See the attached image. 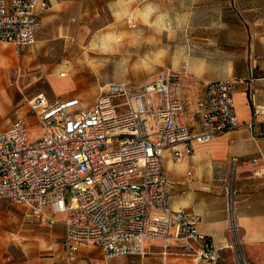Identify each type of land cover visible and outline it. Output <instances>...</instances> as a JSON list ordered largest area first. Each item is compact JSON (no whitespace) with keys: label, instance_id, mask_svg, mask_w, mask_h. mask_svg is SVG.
Here are the masks:
<instances>
[{"label":"built area","instance_id":"1","mask_svg":"<svg viewBox=\"0 0 264 264\" xmlns=\"http://www.w3.org/2000/svg\"><path fill=\"white\" fill-rule=\"evenodd\" d=\"M48 7L45 0H0V41L17 47L35 44L40 15ZM183 85V73L172 70L139 84L111 83L90 108L78 98L49 102L37 94L29 106L42 126L39 139L29 138L21 120L0 130V201L26 205L38 219L47 207L64 214L71 253L87 243L110 258L157 252L164 259L217 264L222 248L200 230V215L172 208L164 160L171 148L182 147L173 152L180 161L194 152L195 143L242 126L234 103L236 82L208 83L198 103V132L191 131L185 117ZM260 160H252L256 176L264 175V157ZM239 164L240 158L232 157V177L225 187V248L235 264H252L239 223Z\"/></svg>","mask_w":264,"mask_h":264},{"label":"crops","instance_id":"2","mask_svg":"<svg viewBox=\"0 0 264 264\" xmlns=\"http://www.w3.org/2000/svg\"><path fill=\"white\" fill-rule=\"evenodd\" d=\"M45 1L48 2L49 7L46 12L40 15L41 27L37 30L35 44L17 47L3 42L13 46L16 57L4 52L0 53V82L18 76V72H22L23 69L29 67L25 61L30 58L32 48L36 47L40 50L43 47L44 49L48 48L54 38H64L67 41L70 39L73 41L76 39L82 40L86 36L85 29L92 25V23L87 24V21L91 19L88 17L89 13H93L95 16V13H98L105 5H108L109 8L118 9L119 7L121 8L120 4H126L127 2L126 0ZM128 1V9L135 11L137 0ZM208 6L212 9H217V7L224 5L213 0L212 2L209 1ZM230 6L233 7V4L231 3ZM241 8L252 19L253 24L258 27L256 37L250 42L246 51L243 52L242 59L239 61L235 59L229 63L226 71L220 74H217L212 63L204 62L198 72L200 81H202L201 85H192L187 88L186 84L189 79H184L183 77L182 93L187 123L192 132H198L202 130V115L199 112L198 103L205 96L208 83L225 78L234 79L236 82L234 103L236 104L237 116L242 126L231 132L221 134L210 142L195 143L194 152L180 161L173 158V152L182 147L171 148L167 151L164 160L165 176L169 187L168 195L170 196L172 208L180 211L196 212L200 215V230L212 239L216 247L222 248V258L217 264H235L232 251L225 248L226 228L228 226L225 187L232 177L231 159L234 156L240 158V164L236 172L235 188L237 191L239 223L242 228L244 250L252 264H264V175H254L255 167L252 165L253 159H261L260 161L263 162L264 157V29L259 30V27H264V0H241ZM95 20V17H93L92 21ZM101 29L102 27L96 28V31ZM93 35H97L96 32ZM201 39L207 38H200V44ZM203 47L207 46L204 44ZM198 51L203 57L214 58L218 55L214 49L207 50V48H202V50ZM89 53L87 55L91 56ZM41 54H44L43 51H41ZM99 58H102V56ZM76 65H78L76 61L72 64L68 59L57 64H51L49 66L50 87H44V92L34 93L35 95L27 100L28 107L25 114L16 116L14 121H9L4 116H0V129L8 130L15 121L21 120L26 126L29 138L37 140L43 134L42 126H40L36 115L29 106L30 99L37 96V94H45L49 102L78 98L83 105L90 108L94 105L98 96L101 95L106 85L111 83H133L146 77V75H142L139 78L108 79L106 82L99 84L95 98L91 99L92 103L87 104L84 98H89L91 95L75 78L74 67ZM164 70L181 72L173 67H163L144 81ZM53 79L58 81L55 80V82ZM59 79L70 80L67 87H64L59 82ZM72 87L73 90H70ZM53 88H56V92ZM198 92L201 97L193 103L195 113L192 114L188 109L185 95L188 94L194 100ZM257 109H259V113H256ZM191 115L194 117H191ZM250 122L254 123L250 126ZM33 126L36 127L35 129H39L40 132L34 138L30 136V129ZM20 205L24 206L30 213V209L26 205ZM39 219L50 227L63 220L65 225L63 236V249L66 253L65 264H121V262H125L124 259L131 257L115 256L112 257V260L105 261L93 255L96 249H102L87 243H80L78 250L75 253H71L70 247L65 240V215L55 213L52 208L47 207L44 209L43 218ZM153 256L148 255L147 260L144 259L147 256L136 255L132 256V258H142V264H213L207 259L195 260L190 257L180 256H169L164 259L161 255L157 258ZM117 258L123 261L120 262Z\"/></svg>","mask_w":264,"mask_h":264},{"label":"rangeland","instance_id":"3","mask_svg":"<svg viewBox=\"0 0 264 264\" xmlns=\"http://www.w3.org/2000/svg\"><path fill=\"white\" fill-rule=\"evenodd\" d=\"M126 1L118 9L105 5L95 16L89 13L91 19L87 24L92 25L85 29L86 36L82 40L54 38L48 48H32L30 58L25 61L29 67L18 76L0 82V116L14 121L16 116L24 115L28 107L27 100L38 92H44V87H50L49 66L65 59L72 64L75 61L78 63L74 67V75L91 95L84 98L89 104L95 98L100 83L108 79L139 78L142 75H146L147 79L163 67L181 71L184 79H189L187 88L201 85L198 72L204 62L212 63L217 74L224 73L229 63L242 59L243 52L258 33V27L242 10L241 0H214L224 5L217 9L208 6L209 1L213 0H137L135 11L128 9L129 1ZM178 12L187 14V17L182 18L186 25L175 38L170 39L167 33L161 32L159 18L161 13L175 15ZM93 17L95 21H92ZM100 27L102 29L96 31ZM95 32L97 35L92 36ZM202 37L207 39H201L200 44L199 39ZM204 44L207 47H203ZM202 48L214 49L218 55L214 58L203 57L198 51ZM161 50L167 53L163 57L157 55ZM1 52L16 57L13 46L3 42H0ZM88 52L91 56L87 55ZM145 79L133 83H143ZM69 81L59 79L64 87ZM53 90L56 92V88ZM199 97V92L194 100L188 94L185 95L192 114L195 113L193 103ZM121 101L114 99V103ZM35 128L33 126L30 129L32 138L40 134L39 129ZM64 233L63 220L50 227L41 219L31 216L24 206L0 201L1 264H65ZM93 255L105 261L112 260L99 249ZM149 255L160 257L157 252ZM117 260L123 261L120 258ZM124 260L121 264L143 262L142 258L132 256Z\"/></svg>","mask_w":264,"mask_h":264},{"label":"clouds","instance_id":"4","mask_svg":"<svg viewBox=\"0 0 264 264\" xmlns=\"http://www.w3.org/2000/svg\"><path fill=\"white\" fill-rule=\"evenodd\" d=\"M187 17L186 13H161L159 18L160 28L162 33H167L169 38H175L177 34L183 29L186 25V22H182V18ZM167 53L164 50H161L157 55L159 57L165 56ZM186 54H188L186 52Z\"/></svg>","mask_w":264,"mask_h":264}]
</instances>
